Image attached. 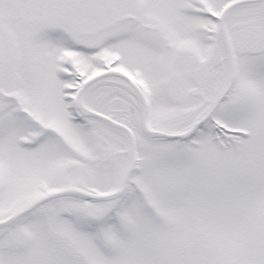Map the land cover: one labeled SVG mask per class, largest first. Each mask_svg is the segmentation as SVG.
I'll list each match as a JSON object with an SVG mask.
<instances>
[{"label":"snow or ice","instance_id":"snow-or-ice-1","mask_svg":"<svg viewBox=\"0 0 264 264\" xmlns=\"http://www.w3.org/2000/svg\"><path fill=\"white\" fill-rule=\"evenodd\" d=\"M0 264H264V0H0Z\"/></svg>","mask_w":264,"mask_h":264}]
</instances>
